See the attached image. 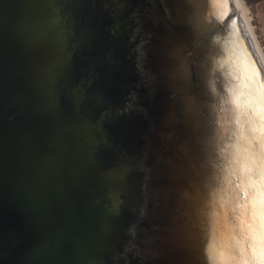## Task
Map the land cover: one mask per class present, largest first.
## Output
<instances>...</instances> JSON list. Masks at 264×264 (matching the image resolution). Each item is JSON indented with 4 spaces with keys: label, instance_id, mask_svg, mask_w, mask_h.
Segmentation results:
<instances>
[{
    "label": "water",
    "instance_id": "obj_1",
    "mask_svg": "<svg viewBox=\"0 0 264 264\" xmlns=\"http://www.w3.org/2000/svg\"><path fill=\"white\" fill-rule=\"evenodd\" d=\"M234 49L264 79L233 0H0V264L227 259L196 248L182 174L232 108Z\"/></svg>",
    "mask_w": 264,
    "mask_h": 264
},
{
    "label": "bare ground",
    "instance_id": "obj_2",
    "mask_svg": "<svg viewBox=\"0 0 264 264\" xmlns=\"http://www.w3.org/2000/svg\"><path fill=\"white\" fill-rule=\"evenodd\" d=\"M233 1L257 50L261 53L250 26V18L243 0ZM188 16L186 14L185 18H189ZM189 28L192 30L191 27ZM262 60L264 62V58ZM220 66L219 68L225 71V67L223 70L221 64ZM206 71L208 72L207 67ZM224 73L220 74L219 72L218 75L221 77ZM218 75H216V78ZM225 92L228 93V90ZM226 105L228 107V104ZM230 111L231 107L227 108L224 118H221L220 126L218 128L216 126L215 133L217 132V135L209 137L206 141L201 138L202 142L199 143L201 148L198 151L200 153L204 151L206 155L197 158L198 161H194L196 164L195 172L191 168L185 169L184 175L182 174V177L190 182L193 195L196 197L198 204L195 212L201 233L196 236L197 241H199L196 248L197 246L200 247L199 243L206 234L209 239H207V248H202L203 255H206L209 248L214 249L213 255H218L222 252L221 247L226 240H228L229 247L233 248L235 243L246 236L250 229H259L261 212L260 170L261 160L264 159L261 155V144L264 143V138L261 137L260 133L256 140L250 137L249 125L251 127V123L245 124L244 113L237 112L233 117V122ZM238 118L239 126L236 124ZM257 126L260 127V120ZM233 128H235V131ZM205 129L203 128L197 133H206ZM208 129L210 130V125H208ZM250 158L256 161L254 165L247 163ZM233 161L235 162L231 163ZM230 163L231 167H227ZM225 203L229 207L228 210ZM213 213L216 214L213 222L214 228L208 234L205 233L203 220L210 216L213 217ZM203 255L201 253L199 258H202ZM203 260L204 257L201 261ZM201 263L199 260L197 261V264Z\"/></svg>",
    "mask_w": 264,
    "mask_h": 264
},
{
    "label": "snow or ice",
    "instance_id": "obj_3",
    "mask_svg": "<svg viewBox=\"0 0 264 264\" xmlns=\"http://www.w3.org/2000/svg\"><path fill=\"white\" fill-rule=\"evenodd\" d=\"M233 54L238 57L242 80L239 85L229 90L231 94L225 103L232 106L233 113H245L250 109L253 114L258 115L259 133L264 138V79H261V73L257 66L258 61L252 58L251 54L240 56L239 50L236 49L233 50ZM254 105H258V108ZM261 155L264 157V143L261 144ZM231 163L227 167H231ZM247 163L254 165L256 161L250 158ZM260 185L259 229H250L246 235L247 246L241 247L237 244L231 249L227 259H221L218 264H264V159L261 160ZM218 254L223 256V253Z\"/></svg>",
    "mask_w": 264,
    "mask_h": 264
},
{
    "label": "rangeland",
    "instance_id": "obj_4",
    "mask_svg": "<svg viewBox=\"0 0 264 264\" xmlns=\"http://www.w3.org/2000/svg\"><path fill=\"white\" fill-rule=\"evenodd\" d=\"M250 26L264 57V0H243Z\"/></svg>",
    "mask_w": 264,
    "mask_h": 264
}]
</instances>
